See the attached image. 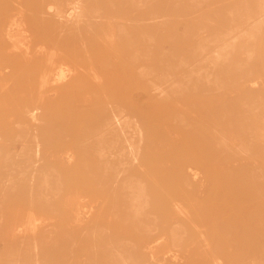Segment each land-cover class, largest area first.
I'll list each match as a JSON object with an SVG mask.
<instances>
[{
    "label": "rangeland",
    "instance_id": "1",
    "mask_svg": "<svg viewBox=\"0 0 264 264\" xmlns=\"http://www.w3.org/2000/svg\"><path fill=\"white\" fill-rule=\"evenodd\" d=\"M120 1L84 0L110 86H29L0 70V154L36 140L66 152L46 156L47 204L0 181V264H264V0ZM38 5L23 0L16 20ZM31 30L34 48L53 47ZM100 99L140 133L112 131Z\"/></svg>",
    "mask_w": 264,
    "mask_h": 264
},
{
    "label": "bare ground",
    "instance_id": "2",
    "mask_svg": "<svg viewBox=\"0 0 264 264\" xmlns=\"http://www.w3.org/2000/svg\"><path fill=\"white\" fill-rule=\"evenodd\" d=\"M64 1L65 3L63 2L62 5L58 0H51L50 2L47 0H38V9H40L38 11L39 14H33L32 18L26 17L22 21L18 22V20H16L15 11H18L23 0H0V16L5 15L9 11L5 17L0 18V62H2V65H0V70H2L3 78H10L11 80H17L19 78L20 81H23L21 80V76H23L25 83L29 86L35 83H38L40 86L51 84L59 90L67 88L86 90L89 86H93L96 82H99L98 88L103 90L102 87L110 86V84L114 82L113 78L107 74V68L105 64L106 61L104 62L99 60L100 55L96 53L93 40L90 38L95 32L96 25L98 24L96 23V19L100 17L99 14L86 10L84 0ZM94 19L96 21H94ZM110 19L111 16H108L107 21ZM33 26L35 27V30L38 31V33L43 37L45 43H51L53 45V47L49 48L48 51L46 50L44 43L37 49L31 44L32 38L38 36L33 33V30H31V27ZM29 32L30 34H28ZM130 34L132 35V33ZM121 35H123V33ZM123 37L125 36L123 35ZM128 39L129 38H125V41L130 40ZM131 44L132 43H129V46ZM122 45L124 47V43ZM80 59L83 61L80 62ZM134 59L136 60V58ZM82 62L83 64H81ZM97 71H100L101 75L97 74ZM102 92L104 91H101L100 93ZM106 95L104 96L103 93L104 97L102 98L101 96V99L109 97V94L107 96ZM107 99H105V101ZM101 103L103 107H105V109H107L109 112V123L107 121L106 122L112 126V131L115 130L117 133H134L133 137H136V133H140V128L138 127L137 123L134 121L133 125H129L130 123L128 122V124L126 121L128 118H122L117 112L116 108L110 106L111 101L108 100L105 103L102 101ZM34 118L35 116L33 115V121ZM130 128L131 130H129ZM97 129L99 130V127ZM49 137H51V135ZM122 138V140H124V144L121 146V155H125L130 162L137 161L139 145L134 140V138L129 137V135H122ZM54 152L57 154H52V148H42L39 141L36 140V146L34 150L31 153H28V155L23 153L21 150L16 149H13V151H9L5 154H0V181L5 179L4 184L6 187H9L10 194H14L13 192L17 190L16 196H14V198L28 197V199L32 198L31 200H33L35 198L37 200V196L40 195L39 200H41V196L46 198L51 194L49 199L41 200L47 204V202L52 201V199L57 196V193L55 190H53L52 185L49 183V178L45 172L46 156H51L53 158L55 157L56 159L60 160L66 154L64 151L57 152L55 150ZM112 153L113 152H111V154ZM116 174L118 176L120 173L117 172ZM129 186L134 188V186L129 185L128 183V187ZM59 192L66 195L64 188H60ZM69 194L70 193H68V195ZM72 194L73 197L74 192H72ZM31 204L32 201L29 205ZM34 205L33 210L35 207ZM33 210L30 214V217L27 214L29 220L31 215L34 218ZM29 220L27 219V221ZM30 223H32V221L26 224L30 225ZM30 226L33 230V225L31 224ZM26 229L25 232L28 230ZM35 233L36 228L34 234ZM31 235L36 236V234L33 235V233ZM36 254L37 252H35V255ZM35 258V264H39V257Z\"/></svg>",
    "mask_w": 264,
    "mask_h": 264
}]
</instances>
